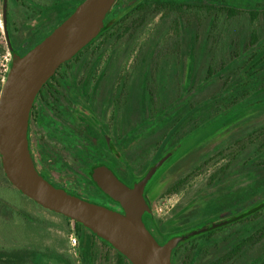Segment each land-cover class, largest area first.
<instances>
[{"label":"trees","instance_id":"1","mask_svg":"<svg viewBox=\"0 0 264 264\" xmlns=\"http://www.w3.org/2000/svg\"><path fill=\"white\" fill-rule=\"evenodd\" d=\"M82 1L2 0L3 10L7 11V35L6 46L0 44V56L10 46L20 55L27 53ZM119 1L125 3L119 8L123 13L108 14L103 33L119 34L122 39L117 44L125 43L131 48L129 57L148 20L160 16L150 41L146 37L138 46L137 64L132 62L138 68L134 69L135 84L126 96L128 104L121 106L120 161L115 171L122 181H136L160 159L174 155L188 136L239 106L264 102V0ZM12 9L15 19L10 16ZM153 34H157L155 38ZM2 85L0 79V92ZM226 156L228 160L209 176L212 195L193 200L189 206L203 203L201 216L218 218V212L234 215L264 202V122L242 133L233 132L227 145L216 146L214 155L200 154L191 162V172L170 183L166 192L178 191L209 160ZM85 170V184L120 205L96 183L93 168ZM4 176L12 185L5 173ZM56 185L77 194L69 187ZM189 206L181 207L171 219L157 221L165 242L176 235L171 229L176 220L194 221V210L188 211ZM260 213L264 236V206ZM74 224L80 237L82 264H96V240L115 250L116 264H132L83 224ZM0 254L3 264H16L14 254ZM30 255L31 264H47L51 255L59 264H76L69 253L49 256L31 251ZM172 261L174 264V258Z\"/></svg>","mask_w":264,"mask_h":264},{"label":"flooded vegetation","instance_id":"2","mask_svg":"<svg viewBox=\"0 0 264 264\" xmlns=\"http://www.w3.org/2000/svg\"><path fill=\"white\" fill-rule=\"evenodd\" d=\"M124 5L117 2L109 14L120 15L123 11L119 8ZM106 23L107 19L97 39L60 66L39 91L30 115L29 143L38 169L55 185H64L79 196L123 212L121 205L86 185L84 178L86 168L94 170L98 166L116 173L121 106L128 104L126 96L135 84L134 68L113 65L118 55L113 48L122 38L103 33ZM136 181L124 182L133 185ZM89 192L98 196L92 198ZM145 195L151 204L145 223L164 243L147 187ZM261 204L234 215L218 212V218L204 217L200 210H194L196 226L191 229L182 228L186 222L179 219L176 236L180 240L173 250L174 264H264L261 208L253 209Z\"/></svg>","mask_w":264,"mask_h":264},{"label":"water","instance_id":"3","mask_svg":"<svg viewBox=\"0 0 264 264\" xmlns=\"http://www.w3.org/2000/svg\"><path fill=\"white\" fill-rule=\"evenodd\" d=\"M117 1L83 0L24 55L10 46L12 62L0 92L1 164L8 180L22 194L52 212L83 224L132 264H173V250L180 237L173 236L160 243L145 223V215L151 213L146 187L171 154L160 159L133 185L122 181L107 166L94 169V180L120 203L124 210L121 212L55 185L40 172L30 149V115L39 91L60 66L97 38ZM6 15L7 11L3 10L7 35ZM263 206L264 202L253 209Z\"/></svg>","mask_w":264,"mask_h":264},{"label":"rangeland","instance_id":"4","mask_svg":"<svg viewBox=\"0 0 264 264\" xmlns=\"http://www.w3.org/2000/svg\"><path fill=\"white\" fill-rule=\"evenodd\" d=\"M14 11L15 9H12L10 12L13 19H15ZM159 18L160 16H157L154 20H148L145 31L138 35L136 50L132 52L130 57L131 48H127L125 43L118 44L113 48L118 52V59H114L113 65L130 66L138 69L135 64L132 65V62L137 64L138 46L143 45L146 37H149L148 41H150L151 30L156 28ZM153 35L155 38L157 34ZM0 44L6 46L2 0H0ZM131 58L132 60H130ZM11 62L12 57L9 50L0 56V79L3 84ZM263 122L264 102L257 101L252 106H239L185 138L175 154L168 160L167 166L158 171L147 185L156 219L162 221L171 219L181 207L186 205L188 207L191 201L212 195L213 188L208 187L209 176L215 168L228 160L227 156L220 158V160H209L203 169L192 176L178 191L167 193L166 189L179 176L183 177L191 172L190 164L195 158H199L200 154L214 155L216 146L227 145L233 132L242 133ZM203 205V203L200 205L196 203L194 206H189L188 211L201 210ZM179 223L181 220L178 219L171 226L176 234ZM195 226V221H190L184 223L182 228L191 229ZM72 234H75L79 239L77 246H72L70 243ZM162 238H164V234H162ZM80 247V237L76 232L74 221H68L63 216L48 211L9 184L5 179L0 159V253L14 254L17 259L16 264H31V251L46 252L49 256L52 253H69L74 257L76 264H82ZM96 248L98 255L96 264H116L114 249L100 240H96ZM0 262L1 264L4 263L2 259ZM47 264L59 263L51 255Z\"/></svg>","mask_w":264,"mask_h":264},{"label":"built area","instance_id":"5","mask_svg":"<svg viewBox=\"0 0 264 264\" xmlns=\"http://www.w3.org/2000/svg\"><path fill=\"white\" fill-rule=\"evenodd\" d=\"M70 243L72 246H77L79 244V239L75 234H72L70 237Z\"/></svg>","mask_w":264,"mask_h":264}]
</instances>
